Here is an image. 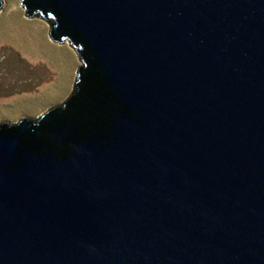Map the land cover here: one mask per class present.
<instances>
[{
	"label": "water",
	"instance_id": "water-1",
	"mask_svg": "<svg viewBox=\"0 0 264 264\" xmlns=\"http://www.w3.org/2000/svg\"><path fill=\"white\" fill-rule=\"evenodd\" d=\"M21 5L80 64L0 122V264H264V0Z\"/></svg>",
	"mask_w": 264,
	"mask_h": 264
},
{
	"label": "rangeland",
	"instance_id": "rangeland-1",
	"mask_svg": "<svg viewBox=\"0 0 264 264\" xmlns=\"http://www.w3.org/2000/svg\"><path fill=\"white\" fill-rule=\"evenodd\" d=\"M17 2L20 6V0H7V7ZM10 10L0 13V122L15 123L62 102L73 89L80 59L75 52L73 71L72 54L48 40L38 16L21 19Z\"/></svg>",
	"mask_w": 264,
	"mask_h": 264
},
{
	"label": "crops",
	"instance_id": "crops-1",
	"mask_svg": "<svg viewBox=\"0 0 264 264\" xmlns=\"http://www.w3.org/2000/svg\"><path fill=\"white\" fill-rule=\"evenodd\" d=\"M8 6V3H7V0H3V5H2V7L0 8V13L1 14H6V13H8V14H10L12 11L10 10V9H12V10H14V12L16 13V10H17V12H18V16H20V18L21 19H26V18H28V19H32V18H35V16L34 17H28V16H26L25 15V11H24V9H22V8H24L22 5H21V0H20V6L18 5V2L16 3V4H14L13 6H9V7H7ZM7 8V9H6ZM6 10H8V12H5ZM3 15V16H4ZM26 18H25V17ZM4 17H7V16H4ZM7 18H9V17H7ZM19 18V19H20ZM36 19H38V20H40V21H38V23L39 24H41L44 28V30H45V33H46V37L48 38V40L50 39L51 40V38H50V36H49V27L47 28V26H46V20L43 18V17H40V16H38V18H36ZM33 21H35V19L33 20ZM49 25V24H48ZM52 41V40H51ZM52 42H54V41H52ZM55 43L57 44V46L55 45ZM51 45H53L52 43H50ZM64 44V45H63ZM69 44V43H68ZM68 44H65V42L64 43H57V42H54V45L57 47V48H59L58 46L60 45V46H62V47H60V48H65L68 52H70V54H72V59H73V61H74V66H73V68H72V70L74 71L75 70V64H76V62H75V60H76V55H75V49L70 45H68ZM77 54V53H76ZM37 56V55H36ZM48 56L46 55V58H47ZM49 58V57H48ZM47 60H49V59H47ZM49 62H51V61H49ZM53 62V61H52ZM57 63H60V62H57Z\"/></svg>",
	"mask_w": 264,
	"mask_h": 264
}]
</instances>
